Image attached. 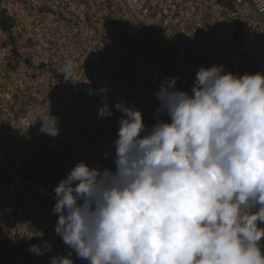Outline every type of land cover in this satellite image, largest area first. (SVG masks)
<instances>
[{"label":"built area","instance_id":"1","mask_svg":"<svg viewBox=\"0 0 264 264\" xmlns=\"http://www.w3.org/2000/svg\"><path fill=\"white\" fill-rule=\"evenodd\" d=\"M68 61L74 80L60 73ZM213 65L264 73V0H0V241L11 251L0 264H88L55 231V187L81 161L115 170L117 102L148 130L161 84L191 94ZM105 98L114 115L101 118ZM48 112L55 137L39 131ZM46 242L51 257L16 253Z\"/></svg>","mask_w":264,"mask_h":264},{"label":"clouds","instance_id":"2","mask_svg":"<svg viewBox=\"0 0 264 264\" xmlns=\"http://www.w3.org/2000/svg\"><path fill=\"white\" fill-rule=\"evenodd\" d=\"M72 72L71 61L60 70ZM175 85L155 93L148 130L141 110L116 103L115 170L72 168L54 189L55 231L88 264H264V73L202 66L191 94ZM112 115L105 98L98 116ZM39 119L59 134L50 112Z\"/></svg>","mask_w":264,"mask_h":264},{"label":"rangeland","instance_id":"3","mask_svg":"<svg viewBox=\"0 0 264 264\" xmlns=\"http://www.w3.org/2000/svg\"><path fill=\"white\" fill-rule=\"evenodd\" d=\"M261 227H264V224H261L260 225ZM12 245H14V244H11V246ZM32 245H35V244H24V243H21V246H20V248L21 249H19V250H17V254H19V253H21V255H25V256H28V255H38V256H47V257H51L50 256V254H48V252L49 253H51L49 250H44L43 251V254H36V253H34V252H31L29 249L28 250H25L28 246H32ZM262 246H264V241H262ZM5 249V246H2L1 244H0V251L1 250H4ZM25 250V251H24ZM24 251V252H23ZM8 254H11V251H8L7 253H6V255H8ZM5 255V256H6ZM3 258H1L0 257V261L2 260Z\"/></svg>","mask_w":264,"mask_h":264},{"label":"trees","instance_id":"4","mask_svg":"<svg viewBox=\"0 0 264 264\" xmlns=\"http://www.w3.org/2000/svg\"><path fill=\"white\" fill-rule=\"evenodd\" d=\"M0 244H1L2 246H5V249L0 251V257L3 258V257L6 255V253H7L8 251H10L9 243L6 242V241H0ZM11 250H12V249H11Z\"/></svg>","mask_w":264,"mask_h":264},{"label":"flooded vegetation","instance_id":"5","mask_svg":"<svg viewBox=\"0 0 264 264\" xmlns=\"http://www.w3.org/2000/svg\"><path fill=\"white\" fill-rule=\"evenodd\" d=\"M6 256H7V255H6ZM6 256H4V257H3V259H5V258H6ZM3 259H2V260H3Z\"/></svg>","mask_w":264,"mask_h":264},{"label":"bare ground","instance_id":"6","mask_svg":"<svg viewBox=\"0 0 264 264\" xmlns=\"http://www.w3.org/2000/svg\"><path fill=\"white\" fill-rule=\"evenodd\" d=\"M48 254H50V253L48 252Z\"/></svg>","mask_w":264,"mask_h":264}]
</instances>
